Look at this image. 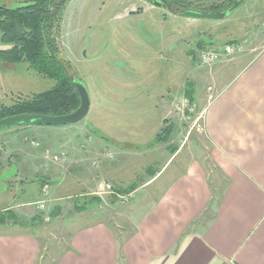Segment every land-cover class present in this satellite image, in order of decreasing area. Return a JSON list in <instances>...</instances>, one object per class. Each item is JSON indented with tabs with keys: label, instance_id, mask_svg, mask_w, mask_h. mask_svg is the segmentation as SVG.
<instances>
[{
	"label": "rangeland",
	"instance_id": "obj_1",
	"mask_svg": "<svg viewBox=\"0 0 264 264\" xmlns=\"http://www.w3.org/2000/svg\"><path fill=\"white\" fill-rule=\"evenodd\" d=\"M180 1L190 2L192 8L208 9L224 0ZM247 2L227 19L215 21L181 17L147 0H67L60 38L62 58L71 62L78 78L87 87L90 111L80 125L22 126L0 131V214L5 215L10 211L16 217L11 218L6 214V218L23 224L12 225L2 231L9 228L12 232L28 231L37 235L46 244L41 264H48L51 262L50 253L64 248L67 243L66 237L77 213L73 211V206L76 210H84L90 205L91 211L82 215V223L102 217L117 229L126 228L125 215L131 207L136 212L144 204L146 196L150 192L154 194L156 187L132 193L135 188L131 186L130 178L133 177V182L138 184L145 182L148 174L144 169L149 159L144 156L142 161L131 162L116 150L133 152L134 145L141 147L139 145L144 144L156 148L158 139L167 138L168 131L170 133L174 129L178 131L169 143L177 146L187 137V147L169 163L166 159L171 152L157 158L153 169L161 171L160 175H166L179 166L189 148H196L200 153L198 158L200 161L204 159L213 177L215 173L209 159H206V153L203 156L194 145L199 139L198 134L204 136L202 111L191 99L183 97V91L174 97L171 116H175L176 124L169 123L163 128L159 126L164 124L165 101L181 89L184 82L188 89L195 83L198 102L211 85L209 79L197 82L193 71L198 65L196 58L202 51L221 50L227 44L234 46V53L223 63L233 68L263 47L264 0H260L255 7H250ZM0 4L17 8L27 5V0H1ZM173 10L180 11L174 7ZM252 32H256L259 39L248 45L245 41L250 39ZM200 41L203 43L199 44ZM237 46H243V49L236 51ZM2 49L5 46L0 42ZM231 74L232 71L227 72L221 78L222 83ZM54 84V81L26 70L24 65L0 62V107L12 105L20 97L29 98L43 93ZM217 92L213 91L211 98ZM81 124H89L93 137L100 140L106 138L107 142L104 145L97 142L90 145L93 138L82 131ZM23 128H41L43 131H29L12 141L3 138L4 132ZM62 128L70 129L65 132ZM158 130L159 137L152 136ZM70 135L79 136L75 149L78 153L60 152L50 146L55 142H65ZM86 147L89 153L84 150ZM70 157L85 158L86 169L94 177L100 172L96 168L103 166L106 170L108 167L103 188L89 189L80 184L72 186L68 181L60 186L55 185L60 183L46 184L60 171L68 170ZM129 162L135 164L133 176L128 168ZM47 167L52 175L47 173ZM29 168L37 170L30 171ZM118 170L120 177L115 175ZM16 174L24 182L16 181L19 180L15 178ZM111 176L119 181H127L124 185L118 184V181L108 182ZM32 179L35 181L29 182ZM41 183L48 188L45 190ZM45 192L48 198H44ZM95 193H102L105 201L98 202ZM46 199V208L40 210L39 203Z\"/></svg>",
	"mask_w": 264,
	"mask_h": 264
},
{
	"label": "crops",
	"instance_id": "obj_2",
	"mask_svg": "<svg viewBox=\"0 0 264 264\" xmlns=\"http://www.w3.org/2000/svg\"><path fill=\"white\" fill-rule=\"evenodd\" d=\"M259 1L248 0L247 3L255 7ZM251 35L245 41L248 45L259 39L256 32ZM224 47L216 51L222 53ZM199 57L193 70L195 78L197 82L209 79L212 83L198 102L195 83L188 82L192 84L191 100L203 114L204 136L198 134L199 139L194 145L203 156L206 153L214 176L211 177L204 159L200 161L198 158L200 153L196 148H189L179 166L166 175L153 169L157 158L171 152L166 159L169 163L187 147V137L180 145L169 143L178 131L176 129L156 148L144 144L139 145L141 147L134 145L133 152L116 150L131 162L144 156L149 159L144 169L148 179L138 184L133 182V177L130 178L131 186L135 188L131 192L155 186L154 194L150 192L136 212L131 207L124 217L128 223L126 228L117 229L102 217L82 223V215L91 211L90 205L84 210H76L73 206L77 213L71 222L67 243L64 248L50 253L51 262L48 264H264V45L233 68L223 64L227 57L211 66L203 65ZM229 71L232 74L222 83L221 78ZM185 83L165 101L164 124L159 127L176 124L175 116H171L174 97L180 91H183L184 98L187 97ZM213 91L219 92L211 98ZM81 125L82 131L93 138L90 145L107 142L106 138L93 137L89 124ZM62 129L66 132L70 128ZM29 131L43 130L23 128L2 135L5 140L12 141ZM158 133L159 130L154 131L152 136L157 138ZM70 136L65 142L50 146L60 152L78 153L75 149L79 136ZM84 150L89 153L87 147ZM129 164L133 176L135 164ZM69 165L67 171L58 172L46 184L60 183L55 184L60 186L68 181L72 186L80 184L89 189L103 188L106 184L107 180L103 181V178L108 167L106 170L103 166L96 168L100 172L94 177L86 169L85 158L70 157ZM46 169L49 173L48 167ZM116 173L121 176L119 170ZM18 176L16 174L15 178L19 179ZM16 181L24 182V179ZM32 181L35 180L29 182ZM44 181L43 178L42 183ZM117 181L124 185L127 180L119 181L111 176L108 182ZM94 195H97L98 202L105 201L102 193ZM0 228V264H41L46 251L41 238L28 231L12 232L9 228L2 231L6 227Z\"/></svg>",
	"mask_w": 264,
	"mask_h": 264
},
{
	"label": "trees",
	"instance_id": "obj_3",
	"mask_svg": "<svg viewBox=\"0 0 264 264\" xmlns=\"http://www.w3.org/2000/svg\"><path fill=\"white\" fill-rule=\"evenodd\" d=\"M167 1L180 10L201 12H222L235 2V0H224L222 3L211 5L208 9H200L192 8L190 2ZM65 2L27 0V5L17 8L0 4V42L5 46V49L0 50V62L24 65L26 70L55 83L51 89L43 93L29 98L20 97L12 105L1 106L0 120L20 115L65 116L80 107L81 99L76 85L80 79L73 70L71 62L62 58L60 48ZM186 96L192 98L190 88ZM165 140L166 138L158 139L160 143ZM6 214L11 218L16 217L10 211ZM6 214H0V227L23 225L15 219L11 222L6 218Z\"/></svg>",
	"mask_w": 264,
	"mask_h": 264
},
{
	"label": "water",
	"instance_id": "obj_4",
	"mask_svg": "<svg viewBox=\"0 0 264 264\" xmlns=\"http://www.w3.org/2000/svg\"><path fill=\"white\" fill-rule=\"evenodd\" d=\"M59 2H65L67 0H58ZM156 7H165L170 12L185 18L190 19H209L215 21H221L227 19L238 8H240L247 0H235L234 4L222 12H201L195 10L180 11L173 10L166 0H147ZM77 89L80 95L81 104L80 107L73 113L65 116H35V115H20L7 117L0 120V131L8 128L22 127V126H53V127H65L79 124L84 120L91 107V100L89 91L85 84L81 81L76 83Z\"/></svg>",
	"mask_w": 264,
	"mask_h": 264
},
{
	"label": "built area",
	"instance_id": "obj_5",
	"mask_svg": "<svg viewBox=\"0 0 264 264\" xmlns=\"http://www.w3.org/2000/svg\"><path fill=\"white\" fill-rule=\"evenodd\" d=\"M241 49H243V46L242 47H238L237 46V49L236 51H241ZM235 51L234 49V46L233 47H230V46H225V50L224 52H218L216 50H212V49H205L204 51H202V53L200 54V62L205 65V66H211L219 61H221V59H223V57H228L230 56L231 54H233ZM45 188V190L48 188L47 186L43 187ZM44 198H48V195L47 193L45 192V197ZM47 202V199L46 200H42L40 203H39V209L40 210H44L46 207H45V204Z\"/></svg>",
	"mask_w": 264,
	"mask_h": 264
},
{
	"label": "flooded vegetation",
	"instance_id": "obj_6",
	"mask_svg": "<svg viewBox=\"0 0 264 264\" xmlns=\"http://www.w3.org/2000/svg\"><path fill=\"white\" fill-rule=\"evenodd\" d=\"M167 1V0H166ZM148 2H150V1H148ZM169 2V1H168ZM151 3V2H150ZM170 3V2H169ZM152 4V3H151ZM172 9H173V4H171V6H170ZM161 8H164V9H166L164 6L163 7H161ZM175 9H177V10H179V8H176V7H174Z\"/></svg>",
	"mask_w": 264,
	"mask_h": 264
}]
</instances>
